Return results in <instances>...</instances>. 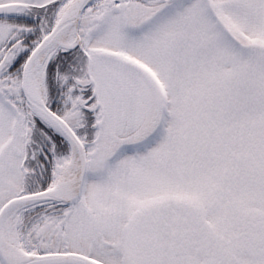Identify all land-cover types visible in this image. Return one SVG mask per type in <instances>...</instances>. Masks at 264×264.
<instances>
[{"label":"snow or ice","instance_id":"obj_1","mask_svg":"<svg viewBox=\"0 0 264 264\" xmlns=\"http://www.w3.org/2000/svg\"><path fill=\"white\" fill-rule=\"evenodd\" d=\"M0 264H264V0H0Z\"/></svg>","mask_w":264,"mask_h":264}]
</instances>
